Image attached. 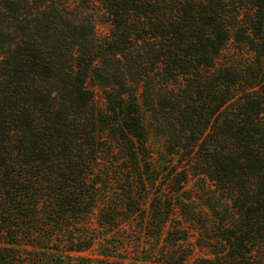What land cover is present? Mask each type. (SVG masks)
Returning a JSON list of instances; mask_svg holds the SVG:
<instances>
[{
  "label": "trees",
  "instance_id": "1",
  "mask_svg": "<svg viewBox=\"0 0 264 264\" xmlns=\"http://www.w3.org/2000/svg\"><path fill=\"white\" fill-rule=\"evenodd\" d=\"M130 259L264 264V0H0V264Z\"/></svg>",
  "mask_w": 264,
  "mask_h": 264
},
{
  "label": "rangeland",
  "instance_id": "2",
  "mask_svg": "<svg viewBox=\"0 0 264 264\" xmlns=\"http://www.w3.org/2000/svg\"><path fill=\"white\" fill-rule=\"evenodd\" d=\"M155 142V150H156V157H159V152H161L162 150V143L159 140H154ZM93 251H98L97 249L93 250ZM85 255H90L89 253H85ZM97 254H95L96 256ZM126 264H153V263H147V262H138L135 260H128Z\"/></svg>",
  "mask_w": 264,
  "mask_h": 264
}]
</instances>
